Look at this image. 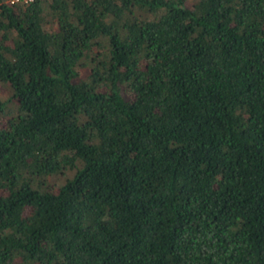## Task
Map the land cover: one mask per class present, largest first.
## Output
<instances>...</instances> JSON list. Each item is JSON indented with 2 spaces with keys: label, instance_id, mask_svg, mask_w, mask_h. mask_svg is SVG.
<instances>
[{
  "label": "trees",
  "instance_id": "1",
  "mask_svg": "<svg viewBox=\"0 0 264 264\" xmlns=\"http://www.w3.org/2000/svg\"><path fill=\"white\" fill-rule=\"evenodd\" d=\"M0 264H264V0H0Z\"/></svg>",
  "mask_w": 264,
  "mask_h": 264
}]
</instances>
